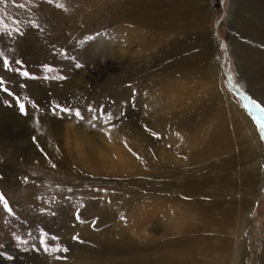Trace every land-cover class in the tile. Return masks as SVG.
<instances>
[{"label": "rangeland", "instance_id": "1", "mask_svg": "<svg viewBox=\"0 0 264 264\" xmlns=\"http://www.w3.org/2000/svg\"><path fill=\"white\" fill-rule=\"evenodd\" d=\"M130 1L0 2V52L12 69L21 68L15 61H22L21 71L35 77L6 71L0 59V77L25 105L27 115L5 92H0V108L8 116L19 114V124L28 131L20 139L8 138L0 129V195L11 209L7 211L0 202L1 264H264V140L239 100L243 92L264 106V0L200 2L205 7L204 40L211 59L219 62L214 78L202 70L188 76L154 77V60L143 63L157 48L155 36L152 29H138L122 15ZM57 3L63 8H57ZM17 27L23 35L15 31ZM181 37L177 34L171 41ZM194 45L192 57L201 50V43ZM132 53L142 62L138 70L128 71ZM44 65L56 72L46 73ZM46 75L65 79H45ZM55 104L72 112L54 115ZM76 110L83 119L74 115ZM43 112L62 125L107 137L112 142L108 158H79L65 154L62 146L41 142L39 116H32ZM109 113L112 119L105 123ZM148 114H160L162 123L147 124ZM240 116L259 139L257 157L241 138L243 128L235 127L234 120ZM127 117L139 120L140 131L152 138L155 159L166 168L139 166L135 156H128L131 145L140 150L147 147L134 138L135 126L133 133L125 134L129 139H116L113 133L121 131L118 126ZM187 117L194 121L192 127L179 129L178 119ZM220 125L217 151L208 160H191L203 144L197 135L205 142ZM230 140L231 146H220ZM119 147L126 157L117 156L114 149ZM185 169H199L198 176L209 169L215 181L212 187L217 186L215 198L223 197L225 204L220 206L232 211L229 227H207L204 236L196 237L191 230L181 231L190 221L182 202L188 196L177 192L176 201H162L169 191L155 189L170 180V172ZM158 171L166 178L153 177ZM247 177H252V184L244 183ZM197 195L191 198L203 199L202 204L213 198ZM161 204L167 207L158 220L142 222L143 214ZM55 248L61 250L52 251Z\"/></svg>", "mask_w": 264, "mask_h": 264}, {"label": "bare ground", "instance_id": "2", "mask_svg": "<svg viewBox=\"0 0 264 264\" xmlns=\"http://www.w3.org/2000/svg\"><path fill=\"white\" fill-rule=\"evenodd\" d=\"M201 1L202 0H131L130 3L123 9L122 15L132 21L138 29L145 28L153 30L155 45L157 48L145 57L143 65H147V61L149 62L148 59L154 60L153 68L151 69V73L154 77L165 75L175 77L177 74L188 76L190 73L196 72L197 70H202L205 75H208L210 78L215 77V65L218 67L219 62L218 60L216 62L213 58L211 59L212 51L207 47L206 41L204 40L205 36L203 33L205 21L203 19V14L205 7L200 3ZM122 15L120 14V16ZM177 34H181L182 37L179 38V40L172 42L171 39L174 36H177ZM195 43H198L199 45L201 43V50L199 51L200 55L192 57L191 49L196 46L194 45ZM141 45L145 48L148 45V39L143 41ZM136 54L137 53H132V56L129 55L130 58L135 61L130 62L131 59H129V64L127 66L128 71L132 69L134 71L135 69L138 70V68H140L137 64L142 61L140 62L139 60L134 59L133 56ZM138 59L140 58L138 57ZM194 60H196L198 66L193 62ZM201 63H203V65ZM132 64L134 65L131 67ZM4 113L8 112H4L0 108V129L2 128L3 135H7L8 138L9 136H13V138L20 136V139H24L28 131L21 127V124H19L21 122V120H19L21 116L16 113H12L8 116ZM148 115L149 117L144 119L147 124L151 125V122H154L155 120L162 123L163 119L160 114ZM37 116H39V127L41 129L40 132H42L41 136L43 137L42 140L38 136L41 142L62 146L65 149V154L70 153L72 156H79V158H108V154H110L109 146H111L110 144L112 142H108L106 139L107 137L103 138L97 134L87 133L75 126L62 125L55 119V116L51 117L46 112L39 113L38 115L34 114L32 118L36 119ZM244 118L245 117L240 116L238 119H233L234 124L235 127L241 126L243 128V130H241V138H243L246 144L250 146L248 149L252 152V156L257 157L259 150L261 151V145L252 125L246 118ZM199 121L202 122L203 119ZM176 122L177 121L174 123ZM192 123H194L192 118L187 117L185 120L178 119L177 125H180L179 129H185L184 127H192ZM163 124H165V121H163ZM132 126H135L136 130H138L136 133L134 132V138L140 140L147 148L140 150L134 145H131L127 151L130 154L127 155L129 157L135 156V159H137L140 163L139 166L153 165L154 167H157V169L166 168L164 163L158 162L155 159L150 146L152 138L151 136H145V134L140 131L139 120L129 117L127 121H125V124H120L118 126L121 130L120 132L113 133L111 128L109 129V132L113 133L116 139H129L130 137L125 136V134L133 133L134 128ZM221 127L222 126L220 125L218 129L207 134V138L205 140L206 143L204 142L203 137L197 135V138H202L200 140L203 144L198 152L195 150V153L191 156V160L197 159L196 157H198L197 161L208 160V158L217 151V146H219L217 140L220 132L222 131L220 130ZM235 127H232V129L234 130ZM231 145L232 143L230 140L220 146L225 148ZM114 151H116L119 158L126 157L125 152L120 147L119 149H114ZM58 152L60 153V151ZM165 157L169 158V155H165ZM97 163L100 164V162ZM206 167H209V163ZM206 167H202L201 169H206ZM208 170L209 169H207L204 173L200 172L199 176L198 174H196L197 176L195 175V172L199 171V169H185V171L180 170L178 172L172 171L168 176L170 180L166 184H157L158 187L155 189L159 192L163 191V193L166 190L169 191V196L165 198L162 197V199L160 198L162 201L166 198L176 201V198L173 195L177 192H179L178 194L188 196V200L185 196H183V198L181 197V199H184V197L186 199L182 200V202L190 213V221L189 223L187 222L185 228L181 227V231H192L191 236L195 237L199 235L204 236L203 234L207 232L205 231L207 227L217 226L219 228H225L229 227L232 223V211L225 208V206H220L225 204L224 202L223 204L221 203L224 201L223 197H220L219 199L215 198L217 194L215 195L214 190L217 189V186L214 187L215 189L212 187V184L215 181L211 179ZM165 173H168V171H165ZM153 177L159 179L165 176H161V172L158 171L157 175L154 174ZM244 183L249 185L252 184V177H247ZM197 194L199 196L202 195V197L212 196L213 198H211L210 202L206 201L202 204L201 201L203 199L199 200L191 198ZM166 207H163L161 204L153 208L151 212L143 214L141 219L142 222H152L158 220L161 217V214L166 212ZM172 207L174 209L175 206ZM168 214L166 213V215ZM182 221H184V219ZM196 221H199V223Z\"/></svg>", "mask_w": 264, "mask_h": 264}, {"label": "snow or ice", "instance_id": "3", "mask_svg": "<svg viewBox=\"0 0 264 264\" xmlns=\"http://www.w3.org/2000/svg\"><path fill=\"white\" fill-rule=\"evenodd\" d=\"M0 2H4V0H0ZM47 2L49 4H52V3H54V0H47ZM13 3H15V0H13ZM55 6L57 8H63V4L57 3ZM18 7L23 8V7H25V5L19 4ZM36 27H38V26H36ZM15 31L19 35H23V32L18 27L15 29ZM7 34L11 35L10 32ZM0 59H2L3 67L6 71H15L25 78L35 79V77H32L27 71H21V68H23L22 61H19V60L15 61V63L20 65L21 68L12 69L11 68V61L8 59L7 56L4 55L3 52H0ZM76 67H80V65L77 64ZM43 68H44V71L46 73H55L56 72V70L52 66H49V65H44ZM44 78L45 79H49V78H51V79H65V77L59 76V75H52L51 77L46 75ZM229 79H231V77H229ZM5 84H6V81H4V79L2 77H0V92H5L9 96H12L14 98V100L16 101L20 112L22 114L27 115L25 105L23 103H20L19 97L15 96L14 93L10 92L9 89L7 87H5ZM239 100L241 103V107H243L245 109L247 114L251 117L252 121L256 125L257 131L260 134V139L264 140V106H262L260 103H258L256 100H254L252 97L248 96L246 93H243V92L239 93ZM33 107H35V105H33ZM52 111H53L54 115L58 114V112H72L71 109L63 108L58 104H55L53 106ZM89 111H93V109L89 108ZM74 115L79 119H83V117H81L80 112L78 110L75 111ZM101 115L103 116V110L102 109H101ZM93 119H96V117L93 116ZM111 119H112V116L109 113L107 115V118L104 120V122L108 123V122H110ZM38 124H39V121H37V125ZM152 135L155 136L156 133H152ZM33 140L35 141V137L33 138ZM37 146L39 147V145H37ZM41 151H43V149H41ZM134 155H135V153H134ZM52 166L55 167V164H53ZM0 202L3 203V207L7 211L11 212V209L9 208L8 202L3 198L2 195H0ZM77 219L79 220V215H77ZM94 224H95V221L93 222V225ZM53 239H55V237ZM73 239L78 240L79 237L74 236ZM41 243H43V241H41ZM45 250L47 251V249H45ZM60 250L61 249H59V248L52 249V251H60ZM62 251L67 252L68 249L64 248V249H62Z\"/></svg>", "mask_w": 264, "mask_h": 264}]
</instances>
